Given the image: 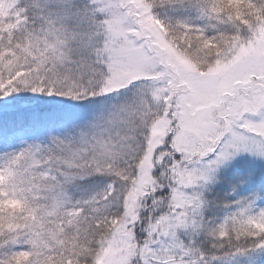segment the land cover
Instances as JSON below:
<instances>
[{"label": "snow or ice", "instance_id": "1", "mask_svg": "<svg viewBox=\"0 0 264 264\" xmlns=\"http://www.w3.org/2000/svg\"><path fill=\"white\" fill-rule=\"evenodd\" d=\"M178 7L205 27L155 11ZM122 90L75 135L0 155V264H264L258 196L210 224L202 192L264 163V0H0V133L39 130L41 98ZM93 177L110 182L72 191Z\"/></svg>", "mask_w": 264, "mask_h": 264}, {"label": "rangeland", "instance_id": "2", "mask_svg": "<svg viewBox=\"0 0 264 264\" xmlns=\"http://www.w3.org/2000/svg\"><path fill=\"white\" fill-rule=\"evenodd\" d=\"M42 6L48 5L51 0H32ZM156 14L164 22L184 21L193 27H205L206 22L198 15L185 8L156 9ZM211 35V30L208 31ZM30 95V94H29ZM132 92L122 90L118 94L108 97L90 98L86 101H69L61 97L41 98L37 101L41 109L48 113V119L42 122L39 130L20 126L14 138L9 137L7 130L0 133V155L5 152L18 151L30 143H42L51 135L72 136L91 124L101 114L107 113L119 106ZM260 168L259 176L256 173ZM264 163L259 162L248 154L237 157L227 167L220 169L216 179L202 190L206 203L205 219L210 223H219L229 212L235 209L236 201L256 194L257 205L264 207ZM110 182L108 177H93L80 183V187L72 189L77 195L91 194L102 191ZM167 189L165 190V193ZM150 203V201H149ZM227 206V207H226ZM115 205L113 211H115ZM147 213H145L146 215ZM138 235L143 238V232ZM201 247L210 249L207 238L200 237Z\"/></svg>", "mask_w": 264, "mask_h": 264}, {"label": "trees", "instance_id": "3", "mask_svg": "<svg viewBox=\"0 0 264 264\" xmlns=\"http://www.w3.org/2000/svg\"><path fill=\"white\" fill-rule=\"evenodd\" d=\"M259 171H260V168L259 169H257L254 173H256V175H258L259 176ZM260 177V179L262 180V176H259ZM264 181V180H263Z\"/></svg>", "mask_w": 264, "mask_h": 264}]
</instances>
